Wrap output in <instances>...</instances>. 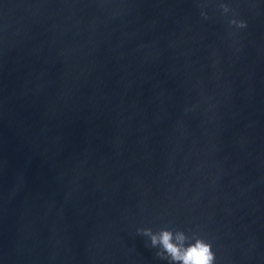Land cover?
<instances>
[{"label":"water","instance_id":"water-1","mask_svg":"<svg viewBox=\"0 0 264 264\" xmlns=\"http://www.w3.org/2000/svg\"><path fill=\"white\" fill-rule=\"evenodd\" d=\"M138 229L264 264V0H0V264H168Z\"/></svg>","mask_w":264,"mask_h":264},{"label":"clouds","instance_id":"clouds-1","mask_svg":"<svg viewBox=\"0 0 264 264\" xmlns=\"http://www.w3.org/2000/svg\"><path fill=\"white\" fill-rule=\"evenodd\" d=\"M220 7L225 14L230 11L224 4ZM230 24L238 28L246 27L243 21L231 20ZM137 234L147 237L151 248L158 249L157 257L166 260L168 264H215L212 245L199 235L189 236L184 231L168 229H161L156 233L151 229H138Z\"/></svg>","mask_w":264,"mask_h":264}]
</instances>
